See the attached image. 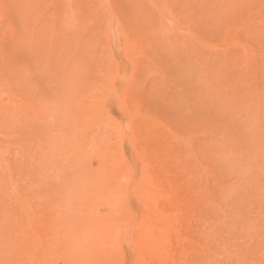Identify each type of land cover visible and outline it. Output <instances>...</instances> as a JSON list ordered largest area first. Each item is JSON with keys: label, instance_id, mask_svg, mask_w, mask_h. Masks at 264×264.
<instances>
[{"label": "rangeland", "instance_id": "obj_1", "mask_svg": "<svg viewBox=\"0 0 264 264\" xmlns=\"http://www.w3.org/2000/svg\"><path fill=\"white\" fill-rule=\"evenodd\" d=\"M0 264H264V0H0Z\"/></svg>", "mask_w": 264, "mask_h": 264}, {"label": "bare ground", "instance_id": "obj_2", "mask_svg": "<svg viewBox=\"0 0 264 264\" xmlns=\"http://www.w3.org/2000/svg\"><path fill=\"white\" fill-rule=\"evenodd\" d=\"M221 158H222V157H221ZM227 159H228V158H227ZM260 174H261V173H260ZM255 178H256V177H255ZM255 178H254V180H256ZM85 183H86V182H85ZM81 187H82V186H81ZM12 188H13V187H12ZM73 219H74V221H75L77 218H76V219L73 218ZM80 221L82 222V220H80ZM81 222H80V223H81ZM72 223H73V222H72ZM77 224H78V223H77ZM81 224H82V223H81ZM81 224H79V225H81ZM83 224H84V223H83ZM90 224H91V223H90ZM70 226H71V223H70ZM70 226H69V227H70ZM73 226H77L76 223H75V225H73ZM71 228H73V227L71 226ZM74 228H75V227H74ZM81 228H82V227H81ZM79 229H80V227H79ZM79 229H78V230H79ZM82 229H83V228H82ZM78 230H77V231H78ZM80 230H81V229H80ZM80 230H79V231H80ZM79 231H78V233L76 232L78 238H80V237H79V235H80V234H79ZM82 232H83V230H82ZM80 233H81V232H80ZM95 233H97V232H95ZM78 234H79V235H78ZM83 234H84V233H83ZM83 234H82V235H83ZM87 234H88V233H87ZM117 234H118V232H117ZM80 236H81V235H80ZM83 236H84V235H83ZM94 236H95V235H94ZM94 236H93V237H94ZM84 237H85V236H84ZM93 237H92V238H93ZM80 239H82V237H81ZM88 239H89V238H87V240H88ZM90 239H91V238H90ZM90 239H89V240H90ZM73 240H74V238L72 239V243H73ZM76 240L78 241L77 238H76ZM76 240H74V241H75L74 244H77V246H78L79 241H78V243H77ZM83 240H84V239H83ZM96 240H98V238H96ZM108 241H110V240H108ZM81 242H82V241H80L79 245L81 244ZM85 242H86V240H85ZM87 243L90 245V241H89V242L87 241ZM106 243H107V242H106ZM74 244H73V245H74ZM107 244H108V243H107ZM83 246H84V243H83ZM83 246H82V247H83ZM91 246H92V245H91ZM110 246H111V244H110ZM112 246H113V245H112ZM116 246H117V245H116ZM78 247H79V246H78ZM78 247L75 246V248H77L76 251H78V249L80 250V249L82 248V247H79V248H78ZM73 248H74V247H73ZM87 249H88V248H87ZM87 249H86V250H87ZM90 249H91V248H90ZM93 249H94V248H93ZM107 249H108V248H107ZM107 249H106V250H107ZM81 250H82V249H81ZM86 250H83V251H86ZM91 250H92V249H91ZM102 250H103V249H102ZM106 250H105V251H106ZM76 251H75V252L72 251V254H71V255H73V252H74V253H77ZM92 251H93V250H92ZM94 251H96V250L94 249ZM108 251H109V250H108ZM79 252H80V251H78V253H79ZM96 252L98 253V250H97ZM99 252H102V251L99 250ZM103 252H104V250H103ZM79 254H80V253H79ZM79 254H74V256L76 255L75 257L77 258V256H78ZM85 254H86V253H85ZM87 254H88V253H87ZM87 254H86V255H87ZM81 255L83 256V254H81ZM80 257H81V256L79 255V256H78V259L82 260L83 258L81 257V258H82V259H81ZM83 257H84V256H83ZM68 259H69V258H68ZM74 261H75V260H74Z\"/></svg>", "mask_w": 264, "mask_h": 264}]
</instances>
